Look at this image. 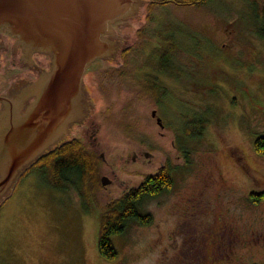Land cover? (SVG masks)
<instances>
[{"label":"rangeland","instance_id":"374dc122","mask_svg":"<svg viewBox=\"0 0 264 264\" xmlns=\"http://www.w3.org/2000/svg\"><path fill=\"white\" fill-rule=\"evenodd\" d=\"M145 1L136 17L112 25L122 39L117 60L86 67L91 109L71 136L99 157L98 179H109L99 182L100 203L164 162L170 188L141 201L149 223L109 236L116 255L106 259L96 250L90 200L86 211L74 189L25 172L0 205V264H211L212 234L231 251L228 264H264V200L250 197L264 192V155L252 146L264 136V39L254 32L255 10L248 0ZM4 36L0 89L27 71L11 50L13 36ZM155 89L167 96L161 107Z\"/></svg>","mask_w":264,"mask_h":264},{"label":"water","instance_id":"95a60500","mask_svg":"<svg viewBox=\"0 0 264 264\" xmlns=\"http://www.w3.org/2000/svg\"><path fill=\"white\" fill-rule=\"evenodd\" d=\"M147 3L0 0V28L14 37L11 50L18 44L16 59L32 63L36 71L0 89V202L26 167L86 117L91 109L83 82L86 67L95 59L117 60L122 39L113 23L136 17ZM31 51L49 56L47 70L32 61ZM99 182L109 179L102 175Z\"/></svg>","mask_w":264,"mask_h":264},{"label":"trees","instance_id":"16d2710c","mask_svg":"<svg viewBox=\"0 0 264 264\" xmlns=\"http://www.w3.org/2000/svg\"><path fill=\"white\" fill-rule=\"evenodd\" d=\"M164 0L162 2H167ZM176 4H201L207 0H170ZM254 12L255 34L264 39V0H248ZM150 2L146 5L149 6ZM122 53V57L125 59ZM165 68L162 71L165 72ZM145 88L149 85L143 84ZM150 87V86H149ZM148 87V88H149ZM202 123L199 122L201 127ZM199 128L195 132L199 133ZM254 150L264 155V136L257 135L252 141ZM37 163L42 167V174L46 182L57 189H74L84 210L89 207V199L97 211L96 250L106 259H113L116 250L110 240V235L121 234L130 222L137 224L149 223L148 213L140 210V203L146 197L157 196L160 192L168 190L171 186V167L168 162L161 164L154 172L142 176L136 187L129 188L118 197L100 203L96 192L99 188L98 165L99 157L90 148L83 145L77 138L61 141L51 149L43 152ZM253 201L264 200V192L250 193ZM255 264V263H250Z\"/></svg>","mask_w":264,"mask_h":264},{"label":"flooded vegetation","instance_id":"af4514ba","mask_svg":"<svg viewBox=\"0 0 264 264\" xmlns=\"http://www.w3.org/2000/svg\"><path fill=\"white\" fill-rule=\"evenodd\" d=\"M0 33L3 34V36L1 37L0 40H2L5 36V34H9L7 32L4 31V29L0 28ZM10 35V34H9ZM12 36V35H11ZM14 38V37H13ZM15 47V48H14ZM14 47H13V51L17 50L16 52H18V48H19V45L18 44H14ZM122 48L119 49L118 53H117V57L120 55V52H121ZM30 58L32 59V61L36 64V65H40V66H43L44 70H47L48 69V65L49 63L47 61H49V56L45 53H41V52H36V51H31L30 52ZM96 60V59H95ZM22 62L23 65H25V67L27 68V71L26 73H24V75L21 77V78H25V77H32L36 71L34 69V66L32 63L30 62H26V61H22V60H19ZM94 61V60H93ZM113 61V60H111ZM154 92V99H153V103L155 105H158V106H162L163 104H166L167 103V96L164 95L165 98H163V96H161V91H158L157 89H155V91H152ZM157 108H153L152 110L154 111V115L152 117H154V121L155 123L159 126L160 129L163 128V120L160 116H157L155 113ZM158 119V121L156 120ZM85 121V118L84 120L79 123L78 125H81L83 122ZM159 122V124H158ZM77 125V126H78ZM90 126H91V123H90ZM74 130V129H73ZM73 130L65 137V140H69L71 138H74L71 136ZM83 134H88L87 132V128L83 130L82 132ZM93 133V130H90V134L92 135ZM160 134L162 132H159ZM89 134V136H90ZM138 156L136 155V153H133L132 154V157L131 159L134 160V158ZM238 159H242V156L241 154H239L238 156ZM38 159L34 160L28 167H26L16 178L15 182H14V185L15 183L17 182V180L19 178L22 177V174L25 173V172H32L33 174H36V175H39V173L42 174V167L41 165H39V162L37 163ZM171 175V174H170ZM8 196V195H7ZM7 196H5L2 201L0 202V205L1 203L5 200V198H7ZM216 236L217 234H212L211 236H208V239H209V244L211 246V249L209 251V253H212L211 254V264H228V262L230 261V258H231V251L224 248V247H220V243L221 241H219L218 243H216ZM264 247V246H263ZM260 253V257L261 258H264V249H263V252H259ZM256 264V263H255Z\"/></svg>","mask_w":264,"mask_h":264}]
</instances>
